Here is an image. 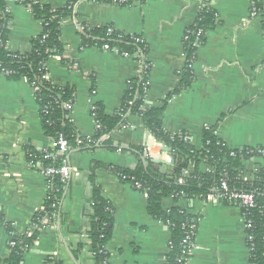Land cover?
Instances as JSON below:
<instances>
[{
  "label": "crops",
  "instance_id": "1",
  "mask_svg": "<svg viewBox=\"0 0 264 264\" xmlns=\"http://www.w3.org/2000/svg\"><path fill=\"white\" fill-rule=\"evenodd\" d=\"M2 1L8 13L6 50L27 54L32 39L42 32V23L17 0ZM33 2L57 10L69 0ZM201 2L145 0L123 7L82 0L74 16L62 22L60 35L65 50L62 56L49 60L47 73L55 86L74 92L69 119L78 147L68 151L67 161L79 171V177L66 187L57 223L38 236L20 264H44L48 258L74 264L69 248L86 231L84 215L89 210L94 165L95 184L114 212L108 263L165 264L169 227L149 215L144 193L121 182L110 170L132 171L138 165L133 149L143 152L148 138L140 119L128 118V127L109 138L112 150L89 144L95 134L91 107L100 105L106 116L114 115L128 83L137 77L138 62L96 47L81 48V30L110 27L144 39L150 66L145 106L156 107L176 87L177 72L184 64L183 35L195 22ZM211 9L216 26L196 51L194 80L188 89L167 101L162 127L172 135L187 133L196 150L201 149L202 132L209 127L215 128L216 136L231 149L264 150V12L252 18L250 0H211ZM50 149L31 84L24 78L9 81L0 76V213L12 226L13 236L28 233L47 195L46 179L26 162V151ZM254 168L264 170V157L245 164L249 173ZM173 206L170 199L162 201L164 210ZM190 208L198 220L194 239L198 249L187 264H249L241 211L200 201L191 203ZM9 238L0 223V264L9 257ZM90 257L83 252L80 264H92Z\"/></svg>",
  "mask_w": 264,
  "mask_h": 264
},
{
  "label": "trees",
  "instance_id": "2",
  "mask_svg": "<svg viewBox=\"0 0 264 264\" xmlns=\"http://www.w3.org/2000/svg\"><path fill=\"white\" fill-rule=\"evenodd\" d=\"M29 8L31 16L42 23V32L31 41V51L27 54H18L6 50L8 38V13L5 3L0 0V76L9 81L26 79L34 89V98L39 107L41 127L45 137L51 143L63 137L69 150L78 147L75 128L69 119L74 102V92L69 88L55 86L48 78L47 64L51 58L63 55L65 47L61 41L60 26L65 19L74 16L76 6L82 0H69L65 7L52 10L47 6L34 3L33 0H17ZM106 4H115L130 7L135 2L145 0H93ZM259 16L264 12V0H250ZM192 33L184 43L185 64L177 74L178 82L171 94L156 107L145 106L146 83L149 81L150 66L146 61L147 44L140 36H128L114 31L110 27L93 30H81V48L107 47L108 52L118 51L129 58H134L140 66H147V70L140 69L137 77L130 82L125 92L119 110L112 116H106L100 105H95V120L99 123V130L95 132L92 147H102L112 150L109 139L99 142L98 139L113 134L128 127L127 119L138 117L144 129L151 134L156 142L168 149L174 159L170 166L158 165L152 160L144 158L142 149L135 148L138 165L132 171L121 168H110L119 180L135 188L140 185V192L147 197V211L157 221L167 224L170 230V246L166 256V264H183L186 258L184 244L185 233L189 227L198 226V220L191 214L190 204L196 201L206 202L207 196L218 189L221 180H225L229 188L235 192L250 193L254 197L255 208L241 212L246 227V245L248 248L249 264H264V170L259 169L250 175V179L243 180L245 164L251 156L249 150H235L234 157L230 151L222 146L223 142L215 135V128L209 127L202 132V147L196 150L187 133L172 135L162 127V116L167 106V101L188 89L193 80V65L196 60V51L206 41L207 33L216 26L214 11L204 8L195 20ZM200 29L202 34L195 38V32ZM109 30L111 33L109 34ZM70 106L64 110L62 104ZM57 147L38 153L26 151V162L33 168H38L41 173L47 169H59L66 157L56 156ZM44 156H47L44 159ZM192 165L188 176L182 175L184 170ZM164 167V169L162 168ZM97 166L91 168V191L87 198L89 210L84 215L86 231L80 235L78 243L69 248L74 264H80L83 252L90 254L92 264H109L108 243L112 236L114 212L111 205L102 197L99 187L94 181V172ZM163 170H162V169ZM212 171V174H211ZM124 177V179H122ZM182 184H178V179ZM47 187L50 189L43 210L37 211L31 222L28 233L15 240L16 246L10 249V254L5 264H20L22 256L37 241L41 234L39 227L41 221L46 219L49 224H56L60 204L65 194L67 184L62 182L57 175L47 178ZM172 200L174 206L164 210L162 201ZM184 202L187 212H181L178 203ZM0 223L4 225L9 236L14 235L11 225L6 223L0 213ZM21 241V242H20ZM44 264H63L57 258H48Z\"/></svg>",
  "mask_w": 264,
  "mask_h": 264
},
{
  "label": "built area",
  "instance_id": "3",
  "mask_svg": "<svg viewBox=\"0 0 264 264\" xmlns=\"http://www.w3.org/2000/svg\"><path fill=\"white\" fill-rule=\"evenodd\" d=\"M204 8H208V9L211 8V0H202L199 13ZM250 16L252 18H257L259 16L257 10L253 7V3H251ZM197 19H198V16H197L196 20ZM194 25H195V23H193L191 27H194ZM191 27H189L184 32L183 39H182L184 64H185L184 43L188 40V36H190V34L192 33V31L190 30ZM110 33H111V30H109V34ZM201 34H202V31L200 29H198L195 32V38H199L201 36ZM102 50L108 51L107 47H104ZM112 52L119 53L118 51H112ZM121 55L128 57L125 54H121ZM138 65H139V69H138L137 75L139 74L140 69L147 70V68H148L145 65L140 66L139 63H138ZM73 67L75 68V66H73ZM192 69H193V67H192ZM180 70L177 72V74L180 72ZM129 84H130V82L128 83V85ZM148 85H149V82L146 83V87H148ZM33 91H34V89H33ZM145 94H146V92H145ZM61 106L64 110L70 109V106L66 103H63ZM95 110H96L95 105H93L91 107V117H92L93 122H94V131L96 132L99 130L100 127H99V123L94 118L95 117V115H94ZM207 129L208 128H205L204 130H207ZM215 135H216V131H215ZM109 138L110 137L103 135L98 139L97 144L99 142H104V141L108 140ZM184 140L191 142L190 136L185 137ZM222 146L229 149L230 157H234L235 150H237V149L229 148L224 142H223ZM55 147H57L56 156L63 157V158L66 157V160L64 159L62 166L59 169H57V170L52 169V168L47 169L46 172L43 173V175L46 179V183H47L48 177L57 175L62 182L67 184L69 181H71V179H77L79 177V171L75 167L71 166L69 164V162L67 161V153L69 151V147H68L67 142L65 141V139L63 137H60L57 140V142L51 143V149L55 148ZM248 150H249V152L247 155L251 156L249 161L254 160L255 158H258V157L259 158L264 157V150L263 149H248ZM143 154H144V158L147 160H151V159L154 161L156 160V161L164 163L166 166H170V165L174 164V159L170 155L168 149H166L162 144L156 142V140L151 136L150 133H148L147 142L143 146ZM46 158H47V156H44V159H46ZM249 161H247V162H249ZM192 167L193 166L190 164L188 166V169L184 170L182 172V175L188 176L190 174V170L192 169ZM257 171H258V169H256V168H254L250 173L245 170V174H243V180L250 179V175L257 172ZM211 174H212V171H211ZM119 177L117 176V178H119ZM122 179H124V177H122ZM182 182L183 181L181 178H179L177 181L178 184H182ZM46 188H47V195H48V192L50 191V189L47 187V184H46ZM135 188L137 190H140V185H136ZM47 195H46V199H47ZM206 202L231 206V207L237 208L241 212L243 210H245V211L252 210L256 206L255 202H254V197L252 194L246 193V192H235V191H233L232 189L229 188V186L225 182V180H221L220 184L218 186V189H214V191L211 192L207 196ZM177 206H179L181 208L182 213L185 211L187 212L186 205L184 202L178 203ZM41 210H43V207L41 208ZM188 214H190L189 209H188ZM49 226H51V224H49L46 219H43L41 221L39 231L42 233ZM244 227H246L245 222H244ZM196 230H197V228L195 226H191V227H189L188 231L185 233L184 244L186 246V252H185L186 258L183 260V264H187L190 257L198 249L195 242H194ZM16 238H18V237L13 236V235L10 236V238H9V248L10 249L14 248L16 246V241H17V240H15ZM169 246H170V242L168 243V247ZM168 247H167V254H168ZM165 262H166V259H165Z\"/></svg>",
  "mask_w": 264,
  "mask_h": 264
},
{
  "label": "water",
  "instance_id": "4",
  "mask_svg": "<svg viewBox=\"0 0 264 264\" xmlns=\"http://www.w3.org/2000/svg\"><path fill=\"white\" fill-rule=\"evenodd\" d=\"M156 164H158V165H165L164 163H162V162H159V161H154ZM70 182V181H69ZM69 182L67 183V187H68V185H69ZM69 255H70V253H69ZM71 256V255H70ZM71 260L73 261V259H72V257H71Z\"/></svg>",
  "mask_w": 264,
  "mask_h": 264
},
{
  "label": "rangeland",
  "instance_id": "5",
  "mask_svg": "<svg viewBox=\"0 0 264 264\" xmlns=\"http://www.w3.org/2000/svg\"><path fill=\"white\" fill-rule=\"evenodd\" d=\"M161 166V165H160Z\"/></svg>",
  "mask_w": 264,
  "mask_h": 264
}]
</instances>
